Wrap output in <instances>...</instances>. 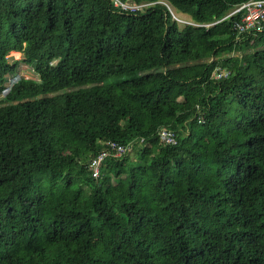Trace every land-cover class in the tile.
I'll list each match as a JSON object with an SVG mask.
<instances>
[{
    "label": "trees",
    "instance_id": "trees-1",
    "mask_svg": "<svg viewBox=\"0 0 264 264\" xmlns=\"http://www.w3.org/2000/svg\"><path fill=\"white\" fill-rule=\"evenodd\" d=\"M120 1L0 0V264H264V23Z\"/></svg>",
    "mask_w": 264,
    "mask_h": 264
},
{
    "label": "built area",
    "instance_id": "built-area-1",
    "mask_svg": "<svg viewBox=\"0 0 264 264\" xmlns=\"http://www.w3.org/2000/svg\"><path fill=\"white\" fill-rule=\"evenodd\" d=\"M114 4L116 6H120L125 10L135 11L141 7H146L155 3H143V4H135L129 2H122L120 0H114ZM243 11V15L240 20L235 22V29L239 33H245L253 30H261L264 23V0H249L245 3H242L238 7H236L232 12H230L223 19ZM173 18L178 22L179 25L183 27L186 25L193 26H209V24H201L193 21L190 18L181 17L176 15L174 11H172ZM231 75V70L227 68H222L217 66L213 71V77L215 79H223L227 78ZM16 81V80H14ZM14 81L11 83H14ZM11 86H9L6 90H4L3 94H6ZM202 120V118L200 119ZM159 138L162 142L170 145H175L178 143V135L176 131L172 128L162 127L158 132ZM136 142V141H135ZM135 142H130L128 144H121L116 141H108L104 147V149L95 157H93L90 161L89 167L93 172V175L97 178L100 176V166L104 159L109 155L115 157H122L126 153L133 150ZM143 142V139L140 141Z\"/></svg>",
    "mask_w": 264,
    "mask_h": 264
},
{
    "label": "rangeland",
    "instance_id": "rangeland-1",
    "mask_svg": "<svg viewBox=\"0 0 264 264\" xmlns=\"http://www.w3.org/2000/svg\"><path fill=\"white\" fill-rule=\"evenodd\" d=\"M176 15H179L183 18L184 17L189 18L187 15L182 14V13H180V14L176 13ZM180 27H183V26L180 25ZM9 56H10V60L13 61L16 59H22L24 57V54L22 52H20L19 54H9ZM31 74H34V66H28L26 64H20L18 72L14 76H11L10 79L8 80L7 87L11 86V83L14 80L18 79L20 76L29 77V76H31ZM116 79H117L116 77L109 78L110 81H115Z\"/></svg>",
    "mask_w": 264,
    "mask_h": 264
},
{
    "label": "bare ground",
    "instance_id": "bare-ground-1",
    "mask_svg": "<svg viewBox=\"0 0 264 264\" xmlns=\"http://www.w3.org/2000/svg\"><path fill=\"white\" fill-rule=\"evenodd\" d=\"M19 53H20V51L13 50V51H11V53H10V54H19Z\"/></svg>",
    "mask_w": 264,
    "mask_h": 264
}]
</instances>
